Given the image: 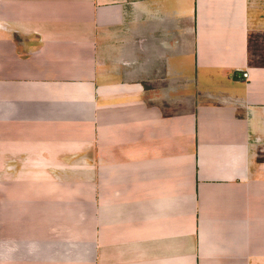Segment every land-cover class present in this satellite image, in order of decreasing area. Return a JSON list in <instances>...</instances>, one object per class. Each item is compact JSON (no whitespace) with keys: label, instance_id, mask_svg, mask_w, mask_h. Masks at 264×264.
Instances as JSON below:
<instances>
[{"label":"crops","instance_id":"0c3cea01","mask_svg":"<svg viewBox=\"0 0 264 264\" xmlns=\"http://www.w3.org/2000/svg\"><path fill=\"white\" fill-rule=\"evenodd\" d=\"M0 264H264V0H0Z\"/></svg>","mask_w":264,"mask_h":264}]
</instances>
